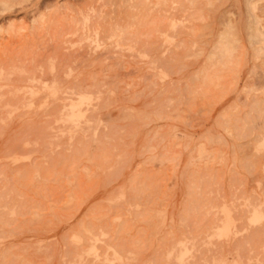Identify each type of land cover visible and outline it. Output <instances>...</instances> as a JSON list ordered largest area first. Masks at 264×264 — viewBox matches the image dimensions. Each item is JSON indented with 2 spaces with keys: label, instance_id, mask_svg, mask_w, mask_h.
Returning <instances> with one entry per match:
<instances>
[{
  "label": "rangeland",
  "instance_id": "rangeland-1",
  "mask_svg": "<svg viewBox=\"0 0 264 264\" xmlns=\"http://www.w3.org/2000/svg\"><path fill=\"white\" fill-rule=\"evenodd\" d=\"M263 48L264 0H0V264H264Z\"/></svg>",
  "mask_w": 264,
  "mask_h": 264
},
{
  "label": "bare ground",
  "instance_id": "bare-ground-1",
  "mask_svg": "<svg viewBox=\"0 0 264 264\" xmlns=\"http://www.w3.org/2000/svg\"><path fill=\"white\" fill-rule=\"evenodd\" d=\"M140 0H138V2H139ZM133 15H134V13H133ZM254 18V17H253ZM125 21H126V19H125ZM251 21V20H250ZM129 22V21H128ZM123 23H124V21H123ZM122 23V24H123ZM118 24V23H117ZM120 28H122L121 26H119ZM118 27V28H119ZM124 27V26H123ZM249 27H252V25H250ZM254 27H256V26H253V29L257 32V28L258 27H256V28H254ZM115 29V28H114ZM235 30V29H234ZM115 31V30H114ZM119 31V30H118ZM120 32V31H119ZM125 32V31H124ZM207 32V31H206ZM253 32V30L251 31V33ZM255 32V33H256ZM122 33H123V31H122ZM128 33V32H127ZM254 33V34H255ZM119 34V33H118ZM117 34V35H118ZM121 34V33H120ZM124 34V33H123ZM227 34V33H226ZM253 34V33H252ZM230 35V34H229ZM251 35V34H250ZM236 37V36H235ZM235 37L234 38H231L232 40L233 39H235ZM260 37V36H259ZM207 39V38H206ZM205 39V40H206ZM224 39V38H223ZM227 39V40H226ZM225 39V42H223L221 45H219L220 46V49L217 47V49H219V51H221V53L223 52L224 53V51H228L229 49V52L231 51V48H229L228 50H227V48H228V46H226L227 45V43H226V41L227 42H229L228 41V38H226ZM236 39H237V37H236ZM224 41V40H223ZM234 41V40H233ZM236 42H237V40H236ZM235 44V43H234ZM230 45V44H229ZM239 46V45H238ZM231 47V46H230ZM214 48V47H213ZM255 48V47H254ZM217 49H216V51H217ZM232 49H234V48H232ZM264 49V48H263ZM215 50H214V52L216 53V58H217V56H220V55H217V53H218V51L216 52ZM254 51V50H253ZM263 51V50H262ZM220 53V54H221ZM228 53V52H227ZM255 53V52H254ZM219 54V53H218ZM229 55V54H228ZM254 55V54H253ZM208 56V55H207ZM212 56V55H211ZM222 56H224V55H222ZM231 56V55H230ZM236 56V55H235ZM221 57V56H220ZM220 57H218L219 59H220ZM209 58V57H208ZM207 58V59H208ZM212 58H213V56H212ZM224 58V57H223ZM239 58V57H238ZM243 58V57H242ZM241 58V59H242ZM227 59H230V58H227ZM218 61V59H214V61L212 62V63H214L215 64V61ZM171 61V60H170ZM217 61H216V63H217ZM223 61L226 63L227 62V60H222L221 61V63H223ZM230 61L232 62V59H230ZM224 64V63H223ZM258 64V63H257ZM165 65V64H164ZM212 66V64L209 66V67H211ZM201 67V66H200ZM199 67V68H200ZM220 67H221V65H220ZM205 68V67H204ZM212 68V67H211ZM230 68V67H229ZM197 69V68H196ZM213 69V68H212ZM211 69V70H212ZM218 69H220V68H218ZM217 69V70H218ZM209 70V69H208ZM216 70V71H217ZM166 71V70H165ZM215 71V70H214ZM220 71V70H219ZM227 73H225V75H226ZM194 75V74H193ZM202 75H203V73H202ZM197 76V75H196ZM215 76H217V75H215ZM214 77V76H213ZM218 77V76H217ZM201 78H205V77H201ZM220 79V78H219ZM222 81V80H221ZM219 82V81H218ZM199 83H201V80H200V82ZM220 83V82H219ZM204 84H205V82H204ZM212 84V83H211ZM213 85V84H212ZM205 86H207L206 84H205ZM212 87V86H211ZM205 88V87H204ZM207 88V87H206ZM221 89V88H220ZM55 89L53 88H50V89H47V91H49V92H53ZM202 90V89H201ZM51 94V93H50ZM26 97H28V96H26ZM263 98V97H262ZM84 99V98H83ZM65 105H66V107H65ZM65 105H63L64 107H65V109H64V113H63V118H65L66 120H68L69 121V123L70 124H76L78 121H80V120H85V114H84V107H85V105H84V103H83V106H82V100L79 98H77L76 97V99L74 100V99H70V100H68L67 101V103L65 104ZM87 107V106H86ZM260 107V106H259ZM88 109V108H87ZM62 110V109H61ZM91 111V110H90ZM90 117V116H89ZM257 117V116H256ZM69 125V124H68ZM70 127V126H69ZM260 214L258 213V212H255L254 213V215H253V219H257L258 217L260 218ZM85 228V227H84ZM87 228V227H86ZM81 229H83V228H81ZM91 231V230H90ZM75 233H78V232H75ZM81 232H79V234H80ZM79 234H73V237H74V239H76V238H78L80 235ZM81 234H83V233H81ZM93 234V233H92ZM85 235L86 236H88V237H90V240L88 241V244H87V246H86V250L88 251V252H90L95 258L96 257H98V255L100 256V252H99V250H97V244L94 242V238H96V236L95 235H91V234H86L85 233ZM85 235H84V238H85ZM82 237H83V235H82ZM82 237H80V238H82ZM84 238H82V239H84ZM86 240H87V238H85ZM84 239V240H85ZM80 240V239H79ZM74 241V240H73ZM78 242V241H77ZM87 242V241H86ZM85 244V243H84ZM78 245H80V243L78 244ZM71 246V245H70ZM84 248H85V245L83 246ZM79 248V247H78ZM80 248H81V246H80ZM71 249V248H70ZM73 249H75V248H73ZM81 249H83V248H81ZM80 250V249H79ZM85 250V249H84ZM71 251V250H70ZM82 251V250H81ZM69 252V251H68ZM74 252H75V250H74ZM87 252V253H88ZM77 253V252H76ZM102 254H103V252H101ZM89 254V253H88ZM101 254V256L102 257H104L103 255ZM70 255V254H69ZM77 255V254H76ZM86 255V254H85ZM84 256V255H83ZM87 256V255H86ZM92 256V257H93ZM68 258H70V257H68ZM70 259H72V258H70ZM94 259V258H93ZM66 260V259H65ZM92 260V259H91ZM83 261V260H82ZM64 263V262H63ZM65 263H66V261H65ZM69 263V262H68ZM76 263H77V261H76ZM81 263V262H80ZM83 263V262H82ZM90 263V262H89Z\"/></svg>",
  "mask_w": 264,
  "mask_h": 264
}]
</instances>
